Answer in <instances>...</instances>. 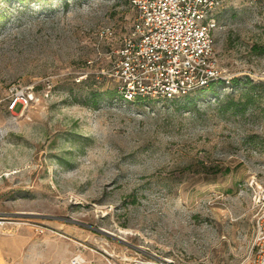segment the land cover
<instances>
[{
    "label": "rangeland",
    "instance_id": "obj_1",
    "mask_svg": "<svg viewBox=\"0 0 264 264\" xmlns=\"http://www.w3.org/2000/svg\"><path fill=\"white\" fill-rule=\"evenodd\" d=\"M130 3L0 0V264L250 255L264 190V1L217 14L215 55L233 90L134 103L112 77Z\"/></svg>",
    "mask_w": 264,
    "mask_h": 264
},
{
    "label": "built area",
    "instance_id": "obj_2",
    "mask_svg": "<svg viewBox=\"0 0 264 264\" xmlns=\"http://www.w3.org/2000/svg\"><path fill=\"white\" fill-rule=\"evenodd\" d=\"M228 1L130 0L136 16L112 72L123 100H173L215 83L233 90L232 78L219 67L214 41L217 14ZM15 104L11 99L8 109ZM252 209L250 255L242 264H264V190L255 193Z\"/></svg>",
    "mask_w": 264,
    "mask_h": 264
},
{
    "label": "trees",
    "instance_id": "obj_3",
    "mask_svg": "<svg viewBox=\"0 0 264 264\" xmlns=\"http://www.w3.org/2000/svg\"><path fill=\"white\" fill-rule=\"evenodd\" d=\"M2 18V15H1V13H0V19ZM237 82H238V80L237 79H235V78H233L232 80H231V85H232V87H235L236 85H237ZM219 87V84L218 83H215V84H212L208 89H202V90H199V92L200 91H205V90H214V92H215V90L217 89ZM138 101H140V100H138ZM138 101H136V102H138ZM15 108L16 109H18L19 107H20V104H15Z\"/></svg>",
    "mask_w": 264,
    "mask_h": 264
}]
</instances>
